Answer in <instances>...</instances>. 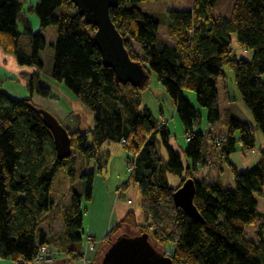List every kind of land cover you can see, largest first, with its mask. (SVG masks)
<instances>
[{"label": "trees", "instance_id": "obj_1", "mask_svg": "<svg viewBox=\"0 0 264 264\" xmlns=\"http://www.w3.org/2000/svg\"><path fill=\"white\" fill-rule=\"evenodd\" d=\"M144 1L148 0H119L118 6L109 10L129 57L146 73L134 86L118 81L113 70L103 64L94 28L70 0H36L31 8L39 19L37 31L25 18L24 0H0L1 48L13 55L17 64L36 68L27 80V96H14L0 86L1 258L29 261L39 245L50 243L37 232V226L55 204L49 193L55 176L65 168L71 180L76 177L77 153L99 167L101 146L125 140V159L130 158V152L135 158L128 180L137 185L143 221L148 224L144 227L129 210L114 222L103 238L105 243L126 226L148 233L160 248L171 244L168 257L173 264H264L263 222L256 226L254 240L243 236L246 225L264 218V150L246 169H237L230 161L237 149L255 147V130L264 137V0H234L227 17L213 14L219 0H194L190 9H169L164 35L175 38L169 45L158 41L160 21L139 6ZM18 22L30 36L29 51L20 45ZM48 26L57 32L51 78L66 86L93 114V125L86 131L71 130L58 120L68 130L72 149L63 159L56 156L42 107L30 97L51 93L38 74L43 70L39 51L45 47L41 30ZM232 36L248 56L232 50ZM224 68L231 70L253 124L231 115L233 100ZM151 71L172 99L188 137L183 156L169 145L170 132L165 123L160 124L163 113L159 120L142 103L141 91L147 87ZM186 89L194 91L199 105L206 108L208 132L197 129L200 113L185 97ZM159 141L166 156L158 152ZM225 166L233 175L231 185L222 181ZM170 174L179 177L177 185L169 182ZM93 175L86 169L78 174L86 200ZM187 178L194 181L193 203L203 222L174 204L173 192ZM63 197L68 207L63 211L62 236L79 241L82 195L68 188ZM156 250L164 255V250Z\"/></svg>", "mask_w": 264, "mask_h": 264}, {"label": "crops", "instance_id": "obj_2", "mask_svg": "<svg viewBox=\"0 0 264 264\" xmlns=\"http://www.w3.org/2000/svg\"><path fill=\"white\" fill-rule=\"evenodd\" d=\"M30 7H32V5H30ZM24 15L28 20L30 27L34 26V24H30L25 10ZM20 24L23 27L22 29H24L23 23L20 22ZM24 50L27 49L24 48ZM0 65L6 69L5 73L0 75V86L14 96H16V94L22 95V93H27V80L33 72H36V68L33 66H20L17 64L15 57L5 52L1 46ZM38 74L41 81L50 88L51 93L48 97L32 94L30 96L32 101L36 105L49 110L58 120L61 122L63 121L71 130L80 129L81 131H86L90 129L93 125V121L91 119L88 121L83 120L81 114L84 112L85 115L87 114L88 117H90L92 112L90 110L88 111V109L80 103L66 86L53 80L50 76V70L46 73L40 71ZM162 116H164V114H162ZM244 121L253 124L251 115L244 118ZM164 123L165 127L170 132L169 124L166 119L164 120ZM182 128L183 127H180V125H176L174 135L172 136L170 133L168 142L176 152L183 156L186 133L184 128ZM209 129L207 123L206 131H202L208 132ZM258 131L259 130L254 131L256 145L253 149H237L230 155V161L237 167V169H246L254 164L259 157L260 151L264 150V137L260 134L261 132L259 131V133ZM178 136L180 137V142L177 138ZM100 152L98 160V163L100 164L99 167L94 161L87 162L83 157L81 158L78 155L76 157V166H78V164L81 165L82 163L83 169L92 170L94 174L91 195L88 200L83 197L84 184L81 182L82 180L78 181V189L73 188V181L79 174L77 171L78 167L76 169V177L72 180L66 173L65 168L60 170L55 176L49 191L55 204L43 215L42 220L37 226V232L43 233L46 240L50 241L49 245L54 248L53 259L51 261L34 262L32 264H92L93 262H97L108 247V244L103 241V238L116 220L129 210H133L136 213L138 222H140V218H143L139 205L140 198L139 196L137 197L138 190L137 188L136 190L134 189L137 185L135 182L128 180L129 173H126L124 165L127 151L120 142L107 141L101 146ZM162 155L166 156L165 150L162 151ZM185 161L186 160H184V162ZM125 175H127V177ZM171 176L175 177H172L173 182H171L173 185L178 184L180 180L179 177L170 174L168 175V180ZM222 181L224 184L231 185L233 183V175L228 166H225L224 168ZM68 188H73L82 195L81 206L83 207V215L81 239L74 242L66 240L62 236L63 211L68 207V201L63 197V194ZM128 199H132L135 204L138 203V208H135V204L130 205L127 202ZM136 209H138V212H136ZM260 222H263L264 224V218L258 219L254 222L255 228ZM255 228L253 229V232ZM89 241L93 243L94 248L92 250L89 249ZM84 256H87L88 261L84 260ZM0 264L18 263L11 258L0 257Z\"/></svg>", "mask_w": 264, "mask_h": 264}, {"label": "water", "instance_id": "obj_3", "mask_svg": "<svg viewBox=\"0 0 264 264\" xmlns=\"http://www.w3.org/2000/svg\"><path fill=\"white\" fill-rule=\"evenodd\" d=\"M78 12L94 28V42L102 62L111 68L118 81L138 85L146 76L139 62L133 61L124 47L123 39L113 23L109 10L118 6L119 0H70ZM43 120L52 133L56 156L60 159L72 154L68 130L46 108L41 110ZM195 185L192 178L185 179L173 192L176 207L189 217L203 222L193 203ZM92 264H173L170 257L157 251L146 232L129 234L122 232L114 237L101 258ZM182 264V263H180Z\"/></svg>", "mask_w": 264, "mask_h": 264}, {"label": "rangeland", "instance_id": "obj_4", "mask_svg": "<svg viewBox=\"0 0 264 264\" xmlns=\"http://www.w3.org/2000/svg\"><path fill=\"white\" fill-rule=\"evenodd\" d=\"M35 1L36 0H24V2H23V9L26 11V16L29 19L30 24H34V26L31 25L32 26L31 28L33 29V31H37L39 28L38 27L39 26V19H38L37 15L35 14L34 10H32V8L30 7V5H33L35 3ZM193 1L194 0H148V1H144V2L139 3V6L146 11L152 12L155 15V18L160 21V27H159V31H158V41L169 45L175 41V38L172 36H167L168 34L164 35V31L166 30L165 24L167 23V20H168L167 10H169V9H190L192 7ZM233 1L234 0H219L217 6L213 9V14L215 16L227 17L231 11ZM17 27L22 32L21 38H20V45L22 48H26L27 51H29V46L27 44L29 43L30 36H28L27 34L24 33V31L22 29L23 27L21 26L20 22H18ZM165 33H167V32L165 31ZM41 34L45 40V47L39 51V58L43 64V70L42 71H43V73H46V72H48V70L51 69V66H52V56H53L52 44L54 43L56 36H57L56 28L54 26H48V27L41 30ZM131 43L137 52H141L139 46L135 42L131 41ZM231 48L238 55L248 56V54H249V52L247 50L242 49L241 47L238 46L237 42L235 41L234 36H232ZM20 66H22V65H20ZM5 70L6 69H4L0 65V75L4 74ZM224 72H225L226 79H227L228 92H229L231 99L233 100L232 104L230 106V113L232 116H236L239 119L244 121V118H247V116L250 115L249 111L247 110V108H245L244 104L240 100V96H239L238 90L235 86L234 78H233L231 70H229L228 68H224ZM183 92H184L185 97L191 102V104L194 105L199 110L200 115L198 117V122L196 125L197 129L206 131V129H207L206 108L199 105V103L196 100V96H195L194 91L186 89ZM26 95H27L26 92L24 94L22 93V95L16 94L17 97H22V96H26ZM141 100H142L143 104L148 105L152 109L154 115L156 117H158L159 120H160V117L162 115L161 113L164 114L161 121L164 122L165 119L168 121L170 133L172 136L174 135L176 125H180V127H183L180 118L175 113V107H174V103H173L172 99L166 93L163 86L159 83L156 74L152 71L149 73V79H148L147 87L143 91H141ZM88 111H89V109H88ZM81 117H83V120L88 121L89 119H91L93 121V114H91V116L88 117L87 114L85 115V113L82 112ZM179 130H180V128H179ZM177 138L179 139V142H180V137L178 136ZM184 147H185V144H184ZM157 149H158V152L160 154H162V151L165 150V148L160 143V141L157 143ZM77 155L81 158L83 157L79 153H77ZM77 163H78V160H77ZM77 167H78L77 171H78V173H80L83 170L82 163H81V165L78 164ZM125 168H126V166H125ZM126 173L127 174L129 173L127 168H126ZM125 176L127 177V175H125ZM172 177H174V176L169 177L170 182L171 181L173 182ZM80 180L81 179L77 175L76 179L73 181V186H74L73 188L74 189L79 188V182L78 181H80ZM81 182L84 183L83 180ZM172 182H171V184H173ZM175 185H177V184H175ZM136 188H137V186L134 187L135 190H136ZM138 196H139V193L137 192V197ZM135 208H138V203L135 204ZM136 212H138V209H136ZM143 220H144V218H142V219L140 218V223H144V227H145V224H148V222L143 221ZM254 228H255V223H251V224L246 225L243 236L246 239L254 240L255 239V235L253 232ZM122 232H127L129 234L139 233L138 229H130V228H126L125 226L120 228V230L117 233L120 234ZM115 236L116 235H114L113 237H115ZM150 242L154 246L155 249H159V250L160 249L164 250L168 247H171V244H166L163 246L164 248L163 247L160 248L159 246H156L151 240H150Z\"/></svg>", "mask_w": 264, "mask_h": 264}, {"label": "built area", "instance_id": "obj_5", "mask_svg": "<svg viewBox=\"0 0 264 264\" xmlns=\"http://www.w3.org/2000/svg\"><path fill=\"white\" fill-rule=\"evenodd\" d=\"M160 124H164V122L161 121ZM186 138L188 139V137H186ZM218 140H221V138H219ZM125 142H126L125 140H122L120 142V144L122 146H124ZM134 160H135V158L133 156V153L130 152V158L125 159V162H124V165L126 166L128 171H131L134 168V166H135ZM127 202L130 205L135 204L132 201V199H128ZM88 246H89L90 250H92L94 248L93 243L91 241L88 242ZM170 252H171V247L164 249V255L165 256H169ZM53 255H54V248L51 245H49L48 243H44V244L39 245L36 254L32 257L31 260H29V261L19 260V261H17V263L18 264H32L34 262L51 261L53 259ZM84 260L88 261L87 256H84Z\"/></svg>", "mask_w": 264, "mask_h": 264}]
</instances>
